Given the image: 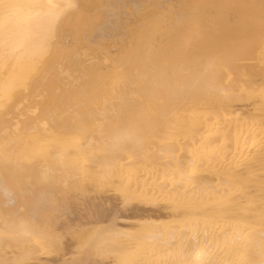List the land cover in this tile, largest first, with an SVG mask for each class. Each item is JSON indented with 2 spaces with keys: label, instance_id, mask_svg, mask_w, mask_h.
I'll list each match as a JSON object with an SVG mask.
<instances>
[{
  "label": "bare ground",
  "instance_id": "6f19581e",
  "mask_svg": "<svg viewBox=\"0 0 264 264\" xmlns=\"http://www.w3.org/2000/svg\"><path fill=\"white\" fill-rule=\"evenodd\" d=\"M51 260L264 264V0H0V264Z\"/></svg>",
  "mask_w": 264,
  "mask_h": 264
},
{
  "label": "rangeland",
  "instance_id": "374dc122",
  "mask_svg": "<svg viewBox=\"0 0 264 264\" xmlns=\"http://www.w3.org/2000/svg\"><path fill=\"white\" fill-rule=\"evenodd\" d=\"M89 195L92 198L97 199L99 201H106V203H109L112 206V208H116V206L120 205V200H118V199L116 200L115 199L116 197L113 195V193L98 194L96 191H92V192H90ZM78 197L79 198H81V197L84 198V196H82V195H81V197L80 196H78ZM81 203H82L81 201L76 202V199L75 200H71V202H70V206L73 208V210L76 213V218L80 217L79 214L85 215V213H86V211H85L86 208H83V206L80 207ZM78 207H80V208H78ZM127 215H129V214H127ZM130 216H132V215L130 214ZM65 217L70 219L71 221L75 220V218L73 216H65ZM64 224L67 225L69 223L67 221H64ZM71 230L72 229H70V231ZM73 230L76 233L81 231L79 227H75V228H73ZM77 242H78V240H77L76 237H74L73 232H69L68 234H66V238L64 240V247H63L64 249H63L62 255L63 256L66 255V257L68 258L70 256V254L73 252V250L75 249V246L77 245ZM58 263L59 262L57 260H51V261H49L48 263H45V264H58ZM106 264H109V263L107 262Z\"/></svg>",
  "mask_w": 264,
  "mask_h": 264
},
{
  "label": "snow or ice",
  "instance_id": "6c2138e0",
  "mask_svg": "<svg viewBox=\"0 0 264 264\" xmlns=\"http://www.w3.org/2000/svg\"><path fill=\"white\" fill-rule=\"evenodd\" d=\"M49 3L51 4V0H49Z\"/></svg>",
  "mask_w": 264,
  "mask_h": 264
}]
</instances>
